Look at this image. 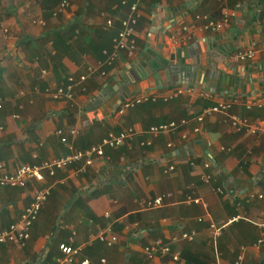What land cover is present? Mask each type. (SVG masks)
I'll use <instances>...</instances> for the list:
<instances>
[{"label": "crops", "instance_id": "0c3cea01", "mask_svg": "<svg viewBox=\"0 0 264 264\" xmlns=\"http://www.w3.org/2000/svg\"><path fill=\"white\" fill-rule=\"evenodd\" d=\"M134 1L67 0L65 7L44 10L40 0H0L4 170L62 158L109 133L136 131L122 145L94 154L85 171L78 170L81 159L52 175L45 172L41 181L0 187V230L18 220L35 190L50 187L26 244L0 243V264H81L85 259L87 264H213L216 259L252 264L264 259V243H258L264 238V105L253 107L260 109L255 116L246 107L264 100L259 17L264 0H137L136 46L120 50L106 65L103 50H112ZM205 18L226 23L219 30L205 29ZM2 27L9 31L2 33ZM184 47L194 56L185 59L191 68L181 82L178 77L166 81L162 71L158 78L141 74L152 53L169 57ZM246 49L255 55L236 58ZM90 66L93 74L79 81ZM70 83L71 98L54 96ZM124 86L128 98H152L114 109ZM185 87L190 91L173 96ZM101 91L103 101L93 102ZM229 101L226 113L248 118L257 132L234 130L224 112L199 122L194 118L203 107ZM165 121L178 127L156 136L146 132ZM59 129L68 144L61 142ZM160 195L162 204L150 206ZM229 220L214 240L208 222ZM107 227L117 237L110 246L96 238ZM182 232H194L193 238H183ZM156 240L168 242L170 253H148ZM60 243L77 253L66 256Z\"/></svg>", "mask_w": 264, "mask_h": 264}, {"label": "built area", "instance_id": "2783aa9c", "mask_svg": "<svg viewBox=\"0 0 264 264\" xmlns=\"http://www.w3.org/2000/svg\"><path fill=\"white\" fill-rule=\"evenodd\" d=\"M68 5L67 0H62L59 3V7H65ZM137 7L138 3L137 0H135L133 3L129 5V13L125 19L122 20V27L116 33V35L113 38V48L110 52L103 50L104 61L103 63L106 65H110L112 61L117 57L118 52L122 49H134L136 46V39H135V24L137 22L138 13H137ZM260 19L264 22V10L261 11L259 15ZM205 23L203 25V28L210 29V30H219L221 29L225 23L226 20H209L208 18H205ZM110 23V21H108ZM2 33L6 34L9 30H7V27L1 28ZM255 55V51L253 49H246L242 51H238L236 54V58L238 59H246L251 58ZM94 70L90 66L88 68V71L86 74H83L80 76L79 81H84L87 79L88 76L93 74ZM70 81H72L70 77ZM72 87L73 84L70 83L68 88L64 90L63 88H59L55 93V97H61L66 96L67 98H71L72 93ZM190 87L185 88H178L173 91V96L178 95L179 93L183 92L184 90L190 91ZM206 91H201V96H206ZM154 97V96H153ZM152 98V96L147 94H139L135 95L132 98H128V96H125L121 102L119 103L118 109L120 111H123L126 108L133 107L136 104H139L141 102H144L148 99ZM232 103L229 102H219L217 104H214L212 106L203 107L199 114H197L194 118L196 121L203 120V118L209 114H212L213 112H224L226 113L231 108ZM264 105V100L256 99L253 101H249L246 103V107L248 109H251L253 107H260ZM1 107V104H0ZM228 115V120L230 125L234 128V130H241L242 128H249L252 132H257L259 127L256 124H251L248 118L241 117L237 114L233 113H226ZM180 123H184V120H182ZM178 127V123L175 121H170L165 123H159L155 125H151L147 128L146 132L148 134H151L153 136L167 133L170 131L175 130ZM70 132L72 134H75L76 131L74 129H71ZM57 133L61 136L60 140L62 143L68 144V139L61 135L62 130H57ZM136 131L132 128L123 129L122 131L118 132L117 134L109 133L107 136L102 138V140L98 144H93L88 146L87 148L83 150H77L76 152H73L69 155H66L62 158L58 159H52V160H43L39 164H21L13 171H6L4 170L3 164L0 162V187L3 186H9V187H15V186H24L26 183L31 180L35 179L37 181H41L44 179L45 172L52 175L56 171L57 168H61L71 162H77L81 159H84L83 164L79 167V171H85L86 166L91 164L92 157L94 154L101 155L103 153V149L105 146L109 147H117L122 145L126 140L131 139L133 135H135ZM172 166L168 167V170H171ZM206 179H208V176H205ZM50 187L49 186H42L35 190V192L32 194L31 201L29 204L24 208L23 212L21 213L18 220L8 225V227L0 230V243L3 242H13L18 244L19 246H24L29 239L30 236V228L32 225L33 220L37 216L39 209L43 202L47 199V196L49 195ZM163 195L157 196L154 198L151 202H149V205L152 207H157L162 204ZM188 201H198L197 198H191L188 197ZM236 219V218H233ZM232 219V220H233ZM198 220H201V218H198ZM229 220L227 222H214L209 221L208 226L212 232L214 240L217 236H219L222 232V230L232 221ZM260 226L264 227V220L260 223ZM194 232H182V237L186 239H192ZM96 238L102 242H104L106 245L110 246L112 245L116 240V235L111 232L110 228H105L103 230H100ZM258 243H264L263 235L258 239ZM59 249L66 254V256H70L72 254L77 253V249L73 248L71 245H68L66 243H60ZM147 252L150 254H160V255H167L170 253V246L168 242H164L162 240H156L153 244L149 245L146 248ZM172 258L174 260L178 259L177 253L172 255ZM240 259V258H239ZM218 259L215 260L213 264H220ZM88 260H82L81 264H87Z\"/></svg>", "mask_w": 264, "mask_h": 264}, {"label": "water", "instance_id": "95a60500", "mask_svg": "<svg viewBox=\"0 0 264 264\" xmlns=\"http://www.w3.org/2000/svg\"><path fill=\"white\" fill-rule=\"evenodd\" d=\"M148 45L149 43L147 42L145 50L147 49ZM181 51H183V54H181ZM193 56L194 53H192L191 50H188L186 47L182 49L180 48L178 51H175V53L170 54L169 57L162 56L160 52H154L152 53L150 60H145V68L141 70V74L143 76L146 74H153L155 78H158L160 75L159 73L162 71L166 76V81H170L174 77H178L179 82H181L185 72L191 68L190 64H186L185 59L192 58ZM104 94V91H101L100 94L94 98L93 102L100 104L103 101ZM128 95L129 93L127 86H124L122 89H120V92H118L119 100L118 103L114 104V109H116L121 100ZM252 264H264V259Z\"/></svg>", "mask_w": 264, "mask_h": 264}, {"label": "trees", "instance_id": "16d2710c", "mask_svg": "<svg viewBox=\"0 0 264 264\" xmlns=\"http://www.w3.org/2000/svg\"><path fill=\"white\" fill-rule=\"evenodd\" d=\"M62 0H40V4H41V7L44 9V10H52L54 9L57 5H59V3L61 2ZM252 113L251 115L255 116L256 114H258L257 111H259L260 109L258 108H251Z\"/></svg>", "mask_w": 264, "mask_h": 264}]
</instances>
